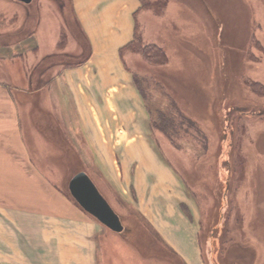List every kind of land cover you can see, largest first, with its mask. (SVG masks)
I'll use <instances>...</instances> for the list:
<instances>
[{
	"label": "crops",
	"instance_id": "crops-1",
	"mask_svg": "<svg viewBox=\"0 0 264 264\" xmlns=\"http://www.w3.org/2000/svg\"><path fill=\"white\" fill-rule=\"evenodd\" d=\"M21 2L10 5L25 9ZM142 7L141 0H71L69 15L79 36L60 11L64 20L59 40L54 33L56 51L35 54L41 45L39 14L30 32L0 42V67L6 65L8 71L0 76V264H101L102 236L109 228L76 202L68 183L64 186L66 177L56 168L53 150L63 151L67 168L66 154H72L77 164L73 174L90 167L104 196L117 199L120 217L135 211L186 264H204L198 205L162 153L157 140L162 131L152 126L139 74L128 66L126 46ZM4 8L0 3V17L7 16ZM26 11L16 19L23 20V27L0 28V37L29 25ZM64 21L76 39L71 49ZM146 34L144 27V40L154 42ZM32 37L36 42L29 55L20 45ZM55 53L66 60L49 63L39 75L33 72ZM9 57L25 61V81L12 77ZM20 94L34 99L27 117Z\"/></svg>",
	"mask_w": 264,
	"mask_h": 264
},
{
	"label": "rangeland",
	"instance_id": "rangeland-1",
	"mask_svg": "<svg viewBox=\"0 0 264 264\" xmlns=\"http://www.w3.org/2000/svg\"><path fill=\"white\" fill-rule=\"evenodd\" d=\"M12 1H0L8 8H4L7 16L0 17V28H15L19 23L23 27V20L16 19L25 9L30 24L20 32L0 37V42H13L30 32L39 14L41 45L35 54L56 51L54 33L64 20L60 11L66 19L69 17L68 26L79 36L69 15L71 0H34L33 5L22 1L25 9L10 5ZM142 6L138 14L141 32L146 27V37L168 55L167 63L154 65L140 53L129 50L126 54L128 66L139 74L151 115L158 116L157 109L170 110L174 100L203 131L197 136L195 128L178 132L180 136L175 137L179 147L163 132L157 138L162 153L198 205L202 261L264 264V0H146ZM69 32L67 48L71 49L76 39ZM34 40L25 39L20 45L26 46L23 49L29 55ZM61 43L60 47L64 41ZM60 58L66 60L61 53L42 59L33 72L39 75ZM6 63L16 81H25V61L9 57ZM7 75L6 65L0 67V76ZM18 98L27 117L34 99L23 94ZM26 130L30 133L29 124ZM27 137L30 139V134ZM53 151L56 168L66 177L65 186L77 166L76 160L66 154L69 170L63 165V151ZM86 172L106 194L90 167ZM107 197L117 211V199ZM130 212L133 214L120 212L125 230L109 228L102 236L101 264H186L180 253L161 242L157 230L156 235L154 228L137 221L141 217L135 211ZM182 235L188 239L185 232ZM182 246L186 250L183 242Z\"/></svg>",
	"mask_w": 264,
	"mask_h": 264
},
{
	"label": "trees",
	"instance_id": "trees-1",
	"mask_svg": "<svg viewBox=\"0 0 264 264\" xmlns=\"http://www.w3.org/2000/svg\"><path fill=\"white\" fill-rule=\"evenodd\" d=\"M141 1L143 4V2H145L146 0ZM10 38L12 39V35H10ZM126 47L134 52L140 53L148 63L154 65H163L167 63L168 55L166 53V50L156 43H144L142 39V32L137 23L134 38ZM136 79L140 83L137 76ZM148 104L150 105L149 102ZM169 109V112L157 109L156 112H158V116H152V126L166 134L170 138V140H172V142L177 145V147H179V144L175 136H180L178 132L186 133L189 130H194L195 128L194 131L197 133L196 136L198 135V133H203L198 122L191 116L187 115V113L177 105L176 101L173 100L170 103ZM150 111L153 112L151 106ZM137 221L142 224L147 223L143 218ZM145 226L147 227V225ZM126 228L127 227L125 226L124 230Z\"/></svg>",
	"mask_w": 264,
	"mask_h": 264
},
{
	"label": "water",
	"instance_id": "water-1",
	"mask_svg": "<svg viewBox=\"0 0 264 264\" xmlns=\"http://www.w3.org/2000/svg\"><path fill=\"white\" fill-rule=\"evenodd\" d=\"M30 2L31 0H22ZM68 189L76 202L113 231L124 230V223L118 212L101 193L95 182L84 170L75 172L68 181Z\"/></svg>",
	"mask_w": 264,
	"mask_h": 264
}]
</instances>
